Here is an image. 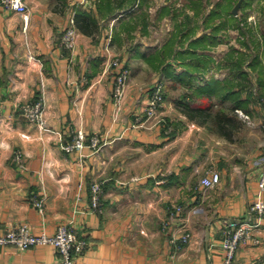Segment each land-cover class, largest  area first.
Segmentation results:
<instances>
[{"label":"crops","instance_id":"0c3cea01","mask_svg":"<svg viewBox=\"0 0 264 264\" xmlns=\"http://www.w3.org/2000/svg\"><path fill=\"white\" fill-rule=\"evenodd\" d=\"M98 1L26 0L28 19L0 4V233L27 223L36 233L53 234L69 222L87 241L76 264H223L224 226L243 216L256 197L264 152L230 150L225 136L186 116L170 134L153 118L141 121L153 91L148 89L160 78L151 65L139 69L156 73L153 80L135 75L139 58L153 53L139 45V10L128 12L145 0L111 14L99 11ZM165 7L173 9L165 4L161 11ZM78 12L90 14L97 26L86 33L75 22L77 44L68 49L61 38ZM132 20L141 31L136 35L124 26ZM114 56L130 70L117 118ZM39 100L50 130L24 114L23 105ZM79 129L87 145L67 152L64 143ZM93 134L100 137L99 147L89 143ZM210 167L220 170L222 180L202 191ZM95 181L103 187L100 210L91 205ZM176 203L186 209L171 218ZM185 232L191 237L183 243ZM256 234L260 242L241 245L233 264H264V218ZM0 264H59V255L50 244L0 245Z\"/></svg>","mask_w":264,"mask_h":264},{"label":"rangeland","instance_id":"374dc122","mask_svg":"<svg viewBox=\"0 0 264 264\" xmlns=\"http://www.w3.org/2000/svg\"><path fill=\"white\" fill-rule=\"evenodd\" d=\"M219 1L226 2V0H201V2L197 3V5L200 8H203V12L197 16H192L195 14V9L190 6L191 0H145L144 3L141 4L142 6H140V9L136 6L133 10L128 12L130 15L134 16L133 13L139 10L137 13L142 15L144 23L141 28L144 36L142 37L143 41L139 42V45L147 55L160 49L163 44L171 38L172 34L178 31L176 25L183 22L182 27L185 31L190 30L192 26L196 28V33L192 36V38H196L204 33H207V36L210 39L209 44L206 48H198V52L203 53L205 56L209 55L213 57V60H210L211 62L209 66L205 68L203 72L185 68L179 58L172 59L170 64L172 65V69H174V73L178 75L183 74L186 78L185 81L181 78L177 80L176 89L167 87V84L171 83V81L167 79L165 71L156 70L158 77L160 76L157 84H161L163 86V96L167 93V91L168 96L163 98L162 105L157 108L154 115H149L151 104L148 102L147 107L143 111V116H141V121L146 120V118H153L155 123H157V125L159 124L158 126L161 125L162 129L164 128L167 131V134L173 133L174 129L177 130L178 128H182V121L179 122V117L186 116L187 118L183 119H186L188 122L190 121L188 120V116L180 110L181 101L187 99L186 101L196 103L192 98H184L182 95L183 92H191V89L199 84H204L205 80L209 79L213 75L219 79H232L235 83L242 80L239 72L235 70L238 73H234L235 71L231 67L232 59H235V57L231 56L230 52L237 49L246 54L244 57L246 58V61L243 67L248 73L247 79L243 78L242 80L245 87L236 85L235 89H243V96L249 100V113L246 112V110L240 109L242 111L241 113L239 112V124L241 125L240 130L235 132V139L233 141L227 140L228 142L225 143V147L230 150L232 149L233 151L237 149L244 153L252 149H254V151L260 150L263 153L264 84L259 77L258 70L249 66L248 63H250V61L252 62V57L258 54L264 66V10L262 8L264 0H244L236 19L232 23L228 20V18L231 17L230 12H232V10L225 11L223 16H218L215 20L205 18L210 9L215 8L217 2ZM165 4L170 5L171 9H173L169 12L165 10L161 11L162 6ZM141 10H143V12H140ZM217 26L219 29L215 28ZM136 32L140 33L141 31H136V29H134L133 35H136ZM182 33L183 32L179 35L183 43H179L178 48L186 52L189 50L187 48L189 47L190 39H184L185 36H182ZM131 43L132 49L135 51L136 48L134 47H136L138 43L135 39L131 41ZM131 43H129V45H131ZM185 54H187V52ZM240 54L241 53L235 52L236 57ZM115 58L119 57L114 56L110 60V63ZM119 59L121 60V58ZM185 59L189 61L192 58L187 56ZM148 63L147 59L139 58L137 66L138 70L134 71L137 77H142L150 81L156 77V73L153 74L152 70L149 71L144 68L139 69L140 65L151 68L152 65ZM112 67L115 66L112 65ZM191 75L194 76L191 77ZM189 79L192 80V82H188ZM150 88L148 91L151 92L153 89ZM152 92L149 96V100L152 96ZM165 104L168 105L169 111L166 110L163 114H161V112H163L162 108ZM222 105H231V100H217L215 107L218 109L222 107ZM174 115H176L175 118H173ZM194 123L201 124L195 120Z\"/></svg>","mask_w":264,"mask_h":264},{"label":"built area","instance_id":"2783aa9c","mask_svg":"<svg viewBox=\"0 0 264 264\" xmlns=\"http://www.w3.org/2000/svg\"><path fill=\"white\" fill-rule=\"evenodd\" d=\"M0 4L13 9L25 19L29 17V6L26 0H0ZM78 40V28L75 25L74 19H71V24L65 29L61 38V44L68 49H74ZM110 65L119 68L115 74L114 87L112 91V101L114 103V115L117 118L122 109V102L126 94L128 78L130 70L122 66L119 58L112 60ZM162 85L157 84L154 87L152 96L149 100L150 109L149 115H154L157 108L162 105L163 91ZM45 104L43 100L29 102L23 105L24 114L33 122L40 124L43 128L50 130L45 125ZM241 113L242 111L238 109ZM115 118V119H116ZM28 137V134H24ZM88 137L86 133L79 129L76 131L73 139L64 143L63 148L67 152L82 149L87 145ZM89 143L93 147H99L100 137L98 134H93L89 138ZM16 160L21 163L23 160V152L19 149L16 151ZM222 180V174L216 167H210L206 174L201 178L202 191H206L218 185ZM259 191L254 200L249 204L246 213L238 218L228 220L224 226V238L222 240V248L224 252L223 264H233L236 253L241 245L246 243H259L260 238L256 234L261 228L264 218V157L259 165L258 177ZM102 183L95 181L91 184V205L92 208L100 210L102 207ZM35 205L43 210L44 202L39 197H34ZM186 209L185 204H174L170 208L171 218L182 213ZM170 221H166L164 227H168ZM190 232H185L180 240L183 243L189 241ZM15 245L21 249L50 244L53 245L59 255V264H76L77 257L82 254L86 247L87 241L79 235L72 223H61L57 226L55 233L47 232L36 233L31 230L27 223H18L12 225L5 232L0 233V245Z\"/></svg>","mask_w":264,"mask_h":264},{"label":"trees","instance_id":"16d2710c","mask_svg":"<svg viewBox=\"0 0 264 264\" xmlns=\"http://www.w3.org/2000/svg\"><path fill=\"white\" fill-rule=\"evenodd\" d=\"M237 0H226V2L219 1L215 8L210 9L209 13L206 15V19L215 20L218 16H223L225 11H231V17L228 18L231 23L236 19L237 15L233 13V7ZM138 0H99L98 8L99 11L104 12L106 14H111L116 12L119 9H123L127 5L134 6ZM201 2V0H191V7L195 9V14L192 16H197L202 14L203 8L199 7L197 3ZM209 2V1H208ZM238 2V1H237ZM244 2V0H243ZM242 2V3H243ZM262 8L264 10V2L262 4ZM165 11H170L168 8H164ZM75 22L77 26L86 33H92L97 26V20L92 17L90 14L84 12H78L75 15ZM126 30L131 31L137 28L136 20H132L126 22L124 24ZM177 30L171 36V38L163 44V46L156 51V53L151 54L146 57L147 61L155 68L161 71H165L167 79L171 81V83L167 84V87H171L172 89L177 88V80L182 79L186 80L183 74H175L174 69H172V65L170 64L172 59H180L181 63L185 68H189L191 70L202 71L207 68L210 64V60H213L211 56H205L203 53L198 52V48L204 47L206 48L209 44V37L207 33L203 35L192 38V36L196 33V28L194 26L191 27L190 30L185 31L183 29V22H180L176 25ZM216 29L219 27H215ZM182 36L184 35V39H190L189 47L186 52L179 49V43H183L180 39V33ZM181 36V38H182ZM235 52L241 53L236 57ZM231 56H234L235 59H232L231 67L233 70H237L239 72L240 77L247 79V71L243 67L245 63V53L240 52L235 49L230 52ZM187 56H190L192 59H185ZM170 64V65H169ZM249 66H252L255 70H258L259 77L264 84V66L262 64L259 55L256 54L252 57V62L248 63ZM234 72V73H238ZM194 75H191L193 77ZM242 80L235 83L232 79H219L214 75L209 79L205 80L204 84H199L198 86L191 89V92H183L184 98H192L196 103H191L189 101L180 100L181 107L180 110L188 116L189 119L200 122L201 124H208L213 130H216L223 136H225L228 140H234V134L236 131L240 130L241 125L239 124V111L238 109L246 110L249 113V100L243 96V89H235V86L240 85L244 86ZM188 82H192V80H188ZM192 86V85H191ZM168 96V91L164 94L166 98ZM226 101L231 100V105L224 106L216 109V101ZM183 103V104H182ZM175 131V129H174Z\"/></svg>","mask_w":264,"mask_h":264},{"label":"water","instance_id":"95a60500","mask_svg":"<svg viewBox=\"0 0 264 264\" xmlns=\"http://www.w3.org/2000/svg\"><path fill=\"white\" fill-rule=\"evenodd\" d=\"M242 2H243V0H238V2L236 3V5L233 7V13L234 14H238L239 9H240V7L242 5Z\"/></svg>","mask_w":264,"mask_h":264}]
</instances>
